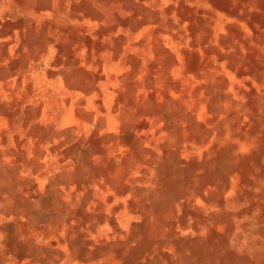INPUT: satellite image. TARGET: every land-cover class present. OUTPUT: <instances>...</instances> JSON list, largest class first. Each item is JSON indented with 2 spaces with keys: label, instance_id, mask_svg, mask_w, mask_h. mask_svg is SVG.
<instances>
[{
  "label": "bare ground",
  "instance_id": "bare-ground-1",
  "mask_svg": "<svg viewBox=\"0 0 264 264\" xmlns=\"http://www.w3.org/2000/svg\"><path fill=\"white\" fill-rule=\"evenodd\" d=\"M0 264H264V0H0Z\"/></svg>",
  "mask_w": 264,
  "mask_h": 264
}]
</instances>
